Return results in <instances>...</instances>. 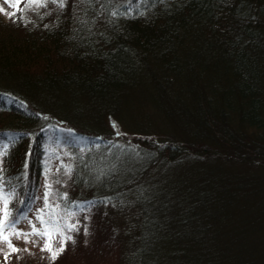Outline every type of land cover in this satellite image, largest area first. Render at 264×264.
<instances>
[{"label":"trees","instance_id":"16d2710c","mask_svg":"<svg viewBox=\"0 0 264 264\" xmlns=\"http://www.w3.org/2000/svg\"><path fill=\"white\" fill-rule=\"evenodd\" d=\"M28 2L0 17L10 208L35 221L46 148L54 192L112 200L56 263L264 264V0Z\"/></svg>","mask_w":264,"mask_h":264},{"label":"snow or ice","instance_id":"6c2138e0","mask_svg":"<svg viewBox=\"0 0 264 264\" xmlns=\"http://www.w3.org/2000/svg\"><path fill=\"white\" fill-rule=\"evenodd\" d=\"M9 3V6L13 9L17 8L16 3H10V0H5ZM52 3L57 4L60 9L65 8L67 0H51ZM48 0H29L27 4L24 5V11L30 9H39L47 7ZM129 6H131V0H129ZM4 9L0 8V12ZM114 16L118 15L119 12H113ZM10 17L15 16V12L8 13ZM25 23H28L26 18ZM113 128H118V125L113 123ZM119 136L121 133L116 132ZM99 139V138H98ZM16 138L8 137L7 142H0V244H3L7 251H3L5 262L8 261L12 253H18L22 251L17 248L13 243L12 239L23 238L25 243H33L31 237H38L43 241V246L41 251H46L49 253V260L55 262L66 250L69 242L75 243L74 233H79L83 230L85 236L89 235L90 214L92 209L99 205H107L112 203L110 197L103 200H89L84 202L71 201L68 194L65 192L59 194L53 191V184H61V180L58 178L59 174L62 172L69 179L72 178L73 167L71 164H64L62 161L60 165L56 168V174L52 173V169L49 160L55 158L60 160L61 157L53 148H46L48 156L45 160L44 169V193H43V207L38 208L35 213V223L32 220H28L27 213L23 211V208L14 210L10 208V205L17 198L16 185L12 183L13 179L19 180V177L9 178L6 177V169L4 168L5 158L10 154V147L14 146ZM119 147V145H117ZM83 151V149H81ZM64 155H69L65 153ZM27 168V164L24 166ZM50 177H53L50 179ZM55 201V202H53ZM63 201V204L60 203ZM31 199L28 203L31 204ZM20 205H25V201H19ZM115 206V205H113ZM29 210H31L29 208ZM81 213H88L84 215V223L79 219ZM27 220L29 231H23L18 229V225ZM37 223L39 227H37ZM58 241L59 247L54 246V242ZM23 251H28V249H23Z\"/></svg>","mask_w":264,"mask_h":264},{"label":"rangeland","instance_id":"374dc122","mask_svg":"<svg viewBox=\"0 0 264 264\" xmlns=\"http://www.w3.org/2000/svg\"><path fill=\"white\" fill-rule=\"evenodd\" d=\"M22 2H23V0H10V3H16L17 6L18 5H22ZM22 7H23V5L20 8H22ZM0 8H3L4 9L3 12H0V17L2 19H5V20L8 19V16L9 15H7V14L8 13H11V10L13 12H15V10L13 8H11L9 6V3H6L5 0H0ZM45 8L46 7L39 8L38 10H41V9H44L45 10ZM60 132L61 133H59V134L63 138L65 132L64 131H60ZM65 159H67V158H65ZM66 163H67V160H66ZM166 171H167L166 174H169L170 173V169L169 170H166ZM34 212H35V207L33 206V210L30 212V215L29 216L33 215ZM86 214H88V213H86ZM35 222L36 221H34V223ZM17 227L20 230L29 231L28 223H20ZM73 235H74V238L75 239L76 238L78 239V237H80V236H78L79 233H74ZM80 239H81V241L83 243L84 238L83 237H80ZM30 240L31 241H35V244H33L31 242L25 243L24 240H23V238L16 239L15 237H13L12 243L17 248L21 249L22 251H20L18 253H12L7 262H5V258H4V255H3V251H0V264H37L36 261H34L32 259V257H34V258H37L38 257L41 260L47 261L49 259L48 258V253L46 251H41L40 250L41 247L43 246V241L40 240L38 237H31ZM67 248H70V245H67ZM0 249H3L4 251H7V249L5 248V246L3 244H0ZM23 249H28V251H23ZM31 255H32V257H31ZM76 261H78V260L77 259H75V260L73 259L71 262L60 260V261H58V263H56V261L55 262L50 261V262H51V264H54V263L55 264H77L78 262L76 263Z\"/></svg>","mask_w":264,"mask_h":264}]
</instances>
